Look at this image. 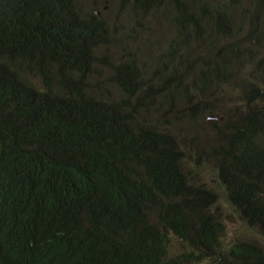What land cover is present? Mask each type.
I'll return each mask as SVG.
<instances>
[{
	"label": "trees",
	"instance_id": "1",
	"mask_svg": "<svg viewBox=\"0 0 264 264\" xmlns=\"http://www.w3.org/2000/svg\"><path fill=\"white\" fill-rule=\"evenodd\" d=\"M117 3L140 33L164 20L148 59L75 0H0V264H264L224 245L172 123L213 133L226 200L264 237V0ZM224 91L235 110L208 99Z\"/></svg>",
	"mask_w": 264,
	"mask_h": 264
},
{
	"label": "rangeland",
	"instance_id": "2",
	"mask_svg": "<svg viewBox=\"0 0 264 264\" xmlns=\"http://www.w3.org/2000/svg\"><path fill=\"white\" fill-rule=\"evenodd\" d=\"M77 6H79L80 11H90L94 12L98 15L107 16L110 20V24L112 29H115V39L122 34L133 36L138 33L139 38L137 39V44L140 47V53L143 58L148 59V54L146 50L150 46V42L153 39L160 35H165L167 33V28L164 25V20L160 18L159 25L156 24V21L153 23L150 22L149 26L150 34L140 33V28H136L132 30L131 23L127 12L125 10L120 9L117 0H75ZM124 9V8H123ZM160 25L163 26L162 32L160 33L156 31V27ZM140 34L143 35V39ZM132 42L136 43L134 38L130 39ZM129 38L127 41L130 44ZM155 46V42H151ZM116 54L113 58L118 57V50L116 48H112L109 51V55ZM250 69H241L242 74H249ZM241 74V75H242ZM232 96H228L224 91L223 93L211 94L208 99L214 100L216 104L221 108L225 106L228 108H233L235 110V106L232 104L234 101L231 98ZM228 102V103H227ZM230 103V104H229ZM244 106V105H243ZM243 108V107H242ZM245 110V106L243 108ZM217 117L216 121L221 122L222 117L220 115L206 114L205 121L210 123L214 121ZM174 133L176 134L177 139L180 141V146L183 152L185 165L184 170L191 179L193 185L202 186L204 189L211 191L216 195V202L210 208V211H216L219 215V219L223 225V233L222 240L224 245H229L231 243L237 242H245L251 243L259 247L264 252V237L261 236L259 230L257 228L248 227L243 221L240 220L237 212H235L230 205L228 204L225 191L222 185L219 183L217 178V165H215L214 159L211 157L209 153L210 146L213 145V133L206 134L201 132V128H193L191 123L186 121V118L178 121L173 120ZM180 124H186L183 130H180L178 126ZM170 247H169V255L173 256L180 252V245L175 240L173 236H170Z\"/></svg>",
	"mask_w": 264,
	"mask_h": 264
}]
</instances>
